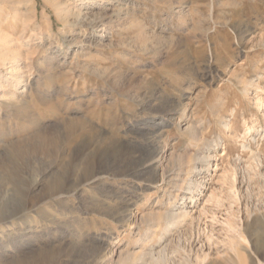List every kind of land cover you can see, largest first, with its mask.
<instances>
[{"label":"rangeland","instance_id":"obj_1","mask_svg":"<svg viewBox=\"0 0 264 264\" xmlns=\"http://www.w3.org/2000/svg\"><path fill=\"white\" fill-rule=\"evenodd\" d=\"M0 36V264L138 251L190 179L167 263L264 264V0H0Z\"/></svg>","mask_w":264,"mask_h":264},{"label":"bare ground","instance_id":"obj_2","mask_svg":"<svg viewBox=\"0 0 264 264\" xmlns=\"http://www.w3.org/2000/svg\"><path fill=\"white\" fill-rule=\"evenodd\" d=\"M6 35L2 38V42L3 41L7 42L6 39H7L8 36H6ZM1 45H2V43H1ZM5 49L6 48H4L2 50H5ZM2 54H5V53L2 52ZM225 126H227V124H225ZM116 142H118V141H116ZM102 147L103 146H101L100 148H102ZM94 149H96V148H94ZM97 150H98V148H97ZM97 150H96V153H97ZM123 155L124 156L125 155L131 156L129 153H124ZM161 156H162V152L157 151L154 148L151 149V150H149L148 153H145L144 154L142 152V153H140V154H138L136 156L135 155L134 156H131L129 158L132 159L133 165L131 166V169L128 172L129 173H132V172L133 173H141V174H142V172H143V174L146 173V172L148 173L149 170H146V169L148 167L152 166L156 161H158ZM193 159H195V158H193ZM196 159H197L196 162L194 160V163H193V165L190 168L192 169V172H195L196 174H199L204 169H206L207 167H209L210 162H211L210 161L211 160V155L205 152L203 155L197 156ZM256 160H257V158H256ZM165 169L166 168L163 169L164 174L165 173H169V169L168 170H165ZM190 172H191V170H190ZM162 177H164V176H162ZM100 178H101V175L99 174V172H96L92 168V169H90L89 173H85V174H83L80 177L78 183L76 184V187L83 186V185H87V184L96 183L98 180H100ZM197 186H198L197 185V182H194L192 179H190L187 182V185H186L187 191L184 192V195H182V197H181L182 198V201L180 202V204H178V205H176L174 207L170 206V208H168L167 210H165L163 213H159L160 214L159 215L160 219L163 218L165 224H164L161 232L158 235H156V238L154 236H152L150 233H148V234L146 233L147 234L146 240L150 242L148 244V246H140L139 245L140 249L138 251H134V250L133 251H129V250H122V249L121 250H117V249H115V250H113V252H115L114 254L117 255L116 258H113L112 256H108V257L106 256L107 258L106 257H103L104 258L103 259V258H100L99 255H98V257L89 260V262L87 264H109V263L110 264H122L124 261L126 262L127 260H128L127 262L130 261V263L132 262L133 264H166L168 262V260L170 259L169 258L170 255H169V252H168V244H169L170 240L168 241L167 236L170 234L169 231L172 230L171 229L172 227H174L177 223L181 222L182 220H185L186 217H188L190 215L191 212H190V210H187V207L185 206V203H186V200L187 199L193 198L192 197L193 196V192L198 189ZM151 213H150V215H151ZM25 214L27 216V213L26 212L23 213V216H25ZM116 215L119 218H121L124 215L123 210H121L120 212L116 213ZM157 215H158V213H157ZM19 216H21V215H19ZM143 217H144V215L138 217V220L139 219L142 220ZM15 218H16L15 216L14 217H10L9 216L8 218H2L0 220V224L2 222H11V223H13ZM21 219H22V217H21ZM121 219H123V218H121ZM242 239L245 240L244 237H242ZM153 240H155V241H153ZM142 241H143V239L141 240V243H142ZM143 243H144V241H143ZM256 244H257V246L255 247L256 248V251L259 253V255L264 256V238L257 239ZM52 248L55 249L54 247H52ZM52 248H44L42 250H33V251H30V252H27L26 255H23V257H21L18 260L19 261L18 263L10 262V263H7V264H70L69 258H67L68 256L64 255V257H62L60 254H56V252H54ZM234 250H237V248L234 249ZM238 251H240V250H238ZM64 252H65V250H64ZM240 254H242V253H240ZM238 255L239 254H237V258L239 260ZM102 256H103V254H102ZM241 256L243 257V255H241ZM70 258H72V257L70 256ZM226 259H228V258H226ZM205 260H206V256L204 255L203 257H201V259H199L198 264H203ZM207 260H206V262H207ZM257 261H259V260L257 259ZM237 262L238 261L236 260V263L235 264H237ZM210 263H211V261H210ZM229 263H230V261H229ZM239 263H241L240 260H239ZM123 264H125V263H123Z\"/></svg>","mask_w":264,"mask_h":264}]
</instances>
